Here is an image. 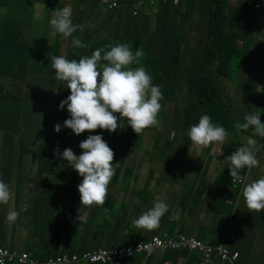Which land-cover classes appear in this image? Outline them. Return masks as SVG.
Returning <instances> with one entry per match:
<instances>
[{
	"label": "clouds",
	"instance_id": "1",
	"mask_svg": "<svg viewBox=\"0 0 264 264\" xmlns=\"http://www.w3.org/2000/svg\"><path fill=\"white\" fill-rule=\"evenodd\" d=\"M44 1L47 5L51 2V0ZM101 1L104 3L108 11L119 13L120 21L123 25L119 33L103 36L102 38L104 41L102 43L95 41L94 38L89 40V37L92 35V26L90 25V22L76 23L75 21H72L70 7L64 5L60 8H54L52 12V18L50 20V27L53 29L52 34L53 36L60 34L65 37L63 45L64 49L69 51L71 44L66 37H71L73 33H75V39L72 41L73 47L79 48L85 52L89 51V56L81 57L79 60L72 57V53L67 54L66 52H63L64 56L53 55L52 53L49 54L50 66L55 71V79L65 82L66 89L70 90V95L60 104L61 110L66 106L67 111L70 114V118L64 121V126L72 130L77 136H80L83 133H88L86 134V140L82 141L79 145L82 150L81 154H78L77 156V154L73 152L75 146L69 145L68 148L63 151L62 157L65 162H67L66 171L68 172L66 174L71 175L74 171L78 173V175H76L77 186L75 190L77 198L74 197V200L76 198V206L74 207V210H76L80 220L85 214L101 210L105 213L104 221L107 222L108 227H111L109 224L110 221L113 223L112 227L121 229V225L124 224V226L133 230H146L152 232L160 228L162 218L169 212L170 206L163 200L157 198L154 201V204L147 208L148 210L140 213L136 218H133L132 216L138 212V209L136 208L135 202L130 193L125 195V193L121 191L117 195H113V188L118 186V184H116L112 188L113 190L109 194L110 196L108 195L109 185L112 182L117 183L118 179H122V176L129 171L130 166L128 159L125 160L127 157L126 151L116 150L114 145L111 148L109 147L106 142V131L115 133L118 128L124 126V123L122 122L126 121L127 125L131 127L133 132L140 137L144 132L159 124L158 118L162 111L161 101L164 99L162 90L158 85L153 84V78L143 66L132 67L133 64H139L140 58L144 55L143 50L138 49L140 43L137 42V40L139 38L137 37L129 41L128 45L132 47V50L128 45L121 43L135 31L133 24L129 25L126 23L128 18L126 14L128 12H130L133 18H149L147 25L154 29L158 23L157 10L160 6L175 4L173 1L163 2L160 0H156L154 4L146 2L143 8L135 14V6L141 2V0ZM187 1L188 0H180L175 7L183 8ZM220 1L222 2L220 5H226V3H239L240 1L246 2V0ZM260 1L264 3V1ZM200 2L201 0L195 7V13L201 10ZM247 7L256 10L248 5ZM256 11L264 12V10ZM3 28L4 23L0 21V29L3 30ZM19 35L17 41L9 45L16 47L23 36L22 34ZM111 37L116 41L109 44V39ZM49 43L51 42L49 41ZM133 45L134 47H137L136 50L133 49ZM259 51L264 55L262 50ZM4 53H6L5 47L1 51L2 56L0 63H2ZM22 53V49L14 48L13 50H9L7 56H19ZM102 53L104 54L102 55ZM40 74L43 75L42 72H40ZM61 95L62 93L59 94V96ZM233 120L236 122L235 119ZM235 127L238 130L243 131H248L251 128L253 130V135L264 137V122H262L258 111L253 110L248 112V114L244 116V122L236 124ZM55 131L57 133L61 131L60 124L55 125ZM2 136L4 138V135L0 133V142ZM187 136L192 145L200 149L219 145L220 147H224L225 150L226 148L231 147L233 143L231 139L232 135H230L223 126L213 123L208 115H202L199 118V122L189 128ZM257 140L258 149L255 147V142L249 140L248 146L238 147V149L229 157L227 156L223 158L222 161H216L218 168L220 169L219 173H221L225 179H228L231 182V185L240 192L241 195H239V199H241L243 195L249 213L264 212V177L248 183L252 170L259 168L262 161H264V145L260 146V140ZM224 150L221 148L217 150L215 149L219 154L223 153ZM257 150L258 154L256 155ZM55 151L59 153V149H56ZM58 173H60V168ZM116 174L117 177H115ZM80 177H82V182H80ZM55 185L60 186L62 184L55 182L53 186ZM43 189L44 191L40 193L38 200L39 202H44L47 205H50L52 210L51 213H46L39 217H31L28 224L22 227V229H28V234L32 237H34L32 233L38 232L44 224H53L57 219L56 215H58L59 211L63 212L66 208V204L71 201V190L66 189L64 193H51L47 191V188L44 185ZM47 193H50V196H47ZM77 194H79V197ZM122 194L124 196L121 202L118 203L115 198ZM12 198L13 192L10 188V184H7L0 179V205H8ZM107 199L110 201V206L105 205ZM50 200L54 203L52 204ZM229 204H232V202ZM115 207L116 211L110 214ZM52 215L53 218H51ZM113 216L114 218H112ZM18 217L19 213L16 211H9L7 216H4L7 222H17L16 220ZM117 219L120 220L121 225H117ZM129 223L132 224V227H129ZM164 235L166 234L158 236L150 233L147 241H140L148 242L155 236L163 237ZM181 235L188 238H195L203 243L208 242L189 234L184 233ZM20 240L22 239L19 238L17 241ZM140 241H137V243ZM208 243L209 246L212 247L211 250L213 252L211 251L207 257L203 251L191 248L190 246L168 250L159 249L157 251H166L168 252V255L171 254V251H177L178 254H186L188 256H194L200 253L203 261H207L211 264H213L212 257L217 255L222 261L231 263L230 260H223L217 252L216 247H224L223 245L215 246L211 242ZM135 244L130 243L126 247L118 246L85 251L80 254L76 252H60L46 259L41 257L49 255H37L36 257H31L28 251L18 252L15 248L12 250L5 248L4 246H0V248H5L10 252L15 253L16 256L27 254L32 260L39 259L40 261L47 262L51 258L63 255H77L82 257L85 253L99 252L101 250L115 252ZM157 251L148 257L145 254L135 255L142 256L141 259H143V264H150L148 260L152 258ZM230 253L231 255L235 254L232 252ZM237 259L238 258L232 261L231 264ZM80 264L119 263L115 258L110 261L102 259L97 262L82 261Z\"/></svg>",
	"mask_w": 264,
	"mask_h": 264
},
{
	"label": "crops",
	"instance_id": "2",
	"mask_svg": "<svg viewBox=\"0 0 264 264\" xmlns=\"http://www.w3.org/2000/svg\"><path fill=\"white\" fill-rule=\"evenodd\" d=\"M22 1L24 2L21 3L18 0H5L4 5L1 7L2 9H0V21L4 23L7 18H13V30L27 37L29 36L26 32L29 30L24 29L17 24L10 9H17L24 6L26 9L31 10L32 22L35 12L32 6L37 7V10H39L40 13L48 9L53 11L54 8H60L64 5H66V7L71 6L72 11L76 16L74 21L76 23L90 22L91 26L93 12L99 13L100 7L105 8L107 13L110 12L106 9L101 0H51L49 5H47L44 0ZM199 1L200 0H194L196 3H199ZM163 7L164 6L161 8ZM161 8L157 10V17ZM175 12L179 13L177 10H175ZM118 16L120 19L119 14ZM228 16L236 17L237 13L230 11ZM244 17L247 19V31L249 30L251 35L253 30L251 22L254 18H256V20L258 19L257 22L262 24L261 37H263L264 12H257L256 10L251 9L248 15H241V18ZM116 25L117 30L115 34L121 31V21L116 22ZM243 27L244 26L241 28ZM99 32V29H95L92 26V35L100 36ZM91 36L89 37L90 40L93 39ZM238 45L246 48V45L244 44V36L238 41ZM260 45L261 49L259 50L264 52V41H261ZM64 52L71 54L68 50H65ZM44 57L45 55H42L40 69V72L43 73V77H40L41 80L36 89L43 96H48L50 91L53 92L54 95L59 96V94L62 93V89L56 87L57 79L53 76V69L50 66V60L43 62ZM27 63L29 64V67L36 66L31 61L30 63L27 61ZM226 93L231 95L227 90ZM258 93L259 92L255 93L251 98H253L256 103V107L261 108L264 103L260 102L259 99L262 95H258ZM230 98L232 99V95ZM234 119L236 120V117ZM258 139L260 140L259 145H264V137H259ZM3 141L4 138L2 136L0 143V179L5 183L10 184L13 198L8 205H0V227H4L0 228L2 234L0 236V246L12 250L15 248L18 252L35 251L38 255L54 256L60 252H74L76 251L74 248L78 249L77 251L86 248L90 249L93 246V243L89 240V236H94L95 233H98L97 235L100 237L97 239L100 241L99 243L101 247L111 248L121 246L122 242L120 241L118 233H120L127 242L135 243L144 240L143 238H148L150 233L161 236L167 233L176 235L191 232L192 234H189L191 236L211 242L215 246L223 245L232 253H239L238 259L233 264H264V212L249 213L243 195L241 199H239V195H241L240 192L231 185V182L228 179H225L222 174L219 173L220 169L218 168L216 161H222L223 158L227 157L232 150L231 147L226 148L221 154L215 150L213 151L216 160L215 168L211 171V175L216 181L211 185V189L213 190V185H216V187L218 186V188H215L212 192L209 190L208 193L204 195L195 192L192 186H185L188 182V178L184 175L185 171L182 170L173 171L171 169L166 176H142L129 179L125 177L117 180L118 186L116 188L118 191L120 189L119 185L124 190L127 188L126 183L130 181L129 189L132 187L130 195L135 204L139 203L142 206V209L138 210V212L132 216L133 218H136L140 213L148 210L147 208L152 206L157 198L163 200L170 206L169 212L162 218L161 226L158 230L152 232L146 230L138 231L128 228L127 226H124V224L121 226V229H113L115 227L111 228L105 226L98 230L97 228L94 229V227L97 225L99 215L105 216L103 211L96 210L83 215L87 217L92 216L93 220H88L84 217L80 220L76 210L73 209L70 212L71 224L69 226L65 225L62 220H60V218L63 217V212L59 211L58 215H56V221L53 222L50 234L55 243L53 241L43 243L39 240L38 236L32 237L28 234V229H26L27 233H24L25 229H22V227L28 224L31 217H39L43 214L51 213L52 208L50 205H47L44 202H39L38 200L40 193L44 191L42 186L44 185L47 188V191L51 193H64L66 189L73 190L70 188L71 184L69 183L74 181L73 184H76L77 177L75 175L74 180L72 181L70 175L66 174V178L60 180L56 175L53 179L56 183H61L62 185H50L46 182V174L49 173L51 169H45V167L42 168L37 160L34 162L31 160V155L23 153L24 145H28L29 143L21 142V139L17 137L15 143H10L11 160H9L5 158L3 150L8 143H4ZM29 147L31 150L38 151L37 146L33 147L32 145H29ZM56 147L57 145L47 148H51L55 151L57 149ZM73 152L75 153V150H73ZM27 164L28 172H30L29 175H26L24 171ZM35 167H39L38 171ZM58 172L59 170L55 173ZM261 177H264V161H262L259 168L252 170L250 180L254 181L255 178L259 179ZM220 179L227 180V184L223 185L222 182L219 181ZM250 180L248 183L252 182ZM147 189H149L148 192ZM114 191L115 190H113V192ZM117 194L118 193L116 192L115 195ZM77 195L79 197V194ZM75 197L77 198L76 195ZM76 198L74 200V207L76 206ZM117 202L119 203L121 200ZM230 202H232V204H229ZM54 208L56 209L55 206ZM9 211L18 212L20 221L7 222L4 216H7ZM114 211H116V207L113 208L110 214L114 213ZM112 218H114V216ZM221 223L222 228H214ZM78 225L86 232V235L81 238L76 236ZM12 226L18 227L17 233L11 232ZM129 227H132V224L129 223ZM241 228H247L248 231L242 233ZM199 234H203V238H200L198 236ZM19 238L22 240L17 241ZM212 263L231 264L222 261L217 255L212 257ZM133 264H142V262L140 263V260L134 259ZM150 264L211 263L203 261L200 253L194 256H188L186 254H178V252L168 255V252L166 251H157L153 255Z\"/></svg>",
	"mask_w": 264,
	"mask_h": 264
},
{
	"label": "rangeland",
	"instance_id": "3",
	"mask_svg": "<svg viewBox=\"0 0 264 264\" xmlns=\"http://www.w3.org/2000/svg\"><path fill=\"white\" fill-rule=\"evenodd\" d=\"M18 1L21 3L24 2L22 0ZM189 2L190 1H188L186 5L180 9L181 12L184 13L186 11V6ZM237 4L238 3H226L225 14L229 12L230 7H237ZM245 4L247 3L245 2ZM69 7L72 12V21H74L76 16L72 11V7ZM32 8L35 10L32 22L31 10L26 9L24 6L17 9H10L17 24L24 29L29 30L26 32L29 37L23 35L16 47H12L9 44L5 46L6 53H4L2 60V65H4V67L0 72V85L9 91L10 103L15 109V128L18 127V129L23 132V136L25 137L24 139L28 142L35 141V139L38 142V152L31 154V160L33 162L37 160L41 167H43L44 162H47L45 166L52 167V164H49L48 159H44L47 151V146L45 145L53 147L57 145L56 148H61V150L68 148L69 145H74L75 153L78 156V154L82 153L79 145L82 141L86 140V134L88 133H83L80 136H77L72 132V130L64 126V121L70 118L67 107L65 106L63 110L60 108L61 102L67 99V97L70 95V90L66 89L65 82L57 80L56 87L62 89L61 96H56L51 91L48 96H43L36 89L38 88V83L41 80L40 77H43V75L40 74L42 55H45L43 62L50 60V53L53 55L64 56V51L62 50H65L63 47L65 37L60 34L55 36L52 34L53 29L50 27V20L52 18L53 11L48 9L40 13V11L37 10V7L32 6ZM243 9V7L240 9L236 17L229 16L227 21L230 27L242 22L241 15L244 12ZM118 14V12L107 13L103 7L99 8V13L93 12L91 24L95 29L100 30V36L92 35L91 37L94 38L95 41L102 43L104 41L102 38L103 36L114 35L117 30L116 22L120 21ZM257 20L254 18L251 22L253 38L259 37L262 31V24L257 22ZM122 27L123 25L121 23L120 29ZM206 28L207 14L205 10H199L197 13L192 15L191 19H189L186 44L188 46V50L191 49L192 52L191 54L189 53L183 55L186 62H182V64L186 65L187 68H189L195 61L202 60V50L197 48L205 42ZM183 30L184 27L181 26V31ZM74 35L75 33H73L71 37H66L71 44L69 48V52L72 53L71 56L75 59L77 58L78 60L81 57L89 56V51L85 52L79 48L73 47L72 41L75 39ZM128 39L133 38L131 37ZM124 40H126V38ZM49 41L51 43H49ZM121 44L128 45V42L122 41ZM147 44L152 47L154 42H149ZM159 44H161V41ZM128 46L132 50V47L130 45ZM237 46L240 50V54L238 56H234V52H231L229 55V64L227 65L226 69L231 71V77L229 76V80H223V84L226 90L233 97V107H237L239 109L238 112L240 111L239 123H243L244 116L249 112L247 110L249 96L251 97L255 93L259 92L258 95H262L259 100L260 102L264 103V55L261 51L252 49L251 47H240L238 43ZM14 48L22 49L23 55L13 57L7 56L9 50H13ZM143 58H145V53L140 58L139 63ZM27 61H29V63L31 61L36 66L29 67ZM9 64L14 65V69H10L7 75L4 72L7 70V66ZM211 64L214 65L213 62H211ZM238 71H244L246 76L237 74ZM13 73L14 75L11 76ZM53 76H55L54 70ZM192 77V72H189L186 75L181 74L178 81L185 82L188 78ZM161 104L162 111L158 118L159 124L156 127L144 132L142 135H140V137H138L133 132L131 127L127 125V122H122L124 124L126 123L125 127L129 128L128 130L126 129L128 141L126 142L124 139L126 134H123L122 140L117 141L116 146H114L116 150L126 151L127 157L125 160L128 159L129 161V171L124 176H122V179L125 177L129 179L142 176H166L171 169L173 171L182 170L185 171V176L188 178V182L185 184V186H192L195 192L204 195L207 194L209 190L212 192L215 188L217 189L218 186L216 187V185H213V190L211 189V185L216 181L211 175V171L215 168L216 159V157L213 155V151L219 148L224 150V147L213 145L209 148L200 149L192 145L189 138L184 139V133L180 127L183 121L184 105H181L179 110L180 113L178 112V123L176 124V128H174V124L170 123L169 121L162 123V117L164 115L166 118L170 115L171 110H174L176 107L175 103L167 101L166 98H164L161 101ZM252 105L256 107V103L252 102ZM258 110L261 115H264V105L261 108H258ZM245 111L248 112L245 113ZM255 111H257V108ZM238 119L239 115L236 117L237 121ZM56 124L61 125V131L59 133L55 131ZM235 126L230 124L229 128L225 127L226 131L230 135L233 133L231 138L232 141L235 140V135L237 133L242 134L245 138L246 134H251V132H253L251 128L248 131H243L238 130ZM6 131H8V129H6ZM240 131H243V133H240ZM4 132L5 129H0L1 134ZM176 132L177 136L174 138ZM251 136H253V134H251ZM238 139L241 138L238 137ZM184 141L185 144H187L185 149L182 148ZM235 151L236 150L232 149L228 154V157ZM28 164L24 169L26 175L30 174V172H28ZM164 165L166 166L164 167ZM66 167L67 162H65V165H63L60 169V173H55L53 170H51L46 174V182L54 185L55 180L53 177L56 175L60 180L65 179ZM35 169L38 171L39 167H35ZM255 180H257V178H255ZM219 181H221L223 185H226L228 182L224 179H220ZM80 182H82V177H80ZM129 182L126 183L127 188L124 190L120 185L119 191L117 188H115L113 195H115L116 192L120 193V191L124 192L125 195L127 193H131L132 187L129 189ZM148 191L149 189H147V192ZM16 221H20L19 217ZM103 221L104 215H99L97 222L101 226L97 228L98 230L104 227ZM117 225H121L119 219H117ZM214 228H222V223L216 225ZM17 230V226L11 227V232L17 233ZM241 231L242 233H246L248 229L241 228ZM24 233H27L26 229L24 230ZM46 233L47 231L45 230L43 231V237L39 236V229L38 232L32 233V235L38 236L41 242L48 243ZM187 233L188 232L185 234ZM188 234L192 233L190 232ZM198 236L203 238V234H199Z\"/></svg>",
	"mask_w": 264,
	"mask_h": 264
},
{
	"label": "trees",
	"instance_id": "4",
	"mask_svg": "<svg viewBox=\"0 0 264 264\" xmlns=\"http://www.w3.org/2000/svg\"><path fill=\"white\" fill-rule=\"evenodd\" d=\"M28 1V0H26ZM190 1L186 6V11L180 12L181 7H175V5H161L164 6L158 12V23L157 26L152 29L147 25L149 18L142 19L141 17L133 18L130 12L127 15V22L129 25L133 24L135 31L132 35L126 38V41L129 44L131 39L128 38H139L137 42L140 43L138 49H142L143 53H145V58L141 59L139 64H133L132 67L143 66V68L151 75L153 78V84L158 85L163 93V97L166 98L167 101L174 102L175 108L171 110L170 115L168 117H164L162 123L169 121L174 124V128H176V124L178 123V114L181 105H184L183 110V121L181 124L182 131L184 133V139L189 138L187 136V132L189 128L199 122V118L202 115H208L212 119L213 123L223 126L224 128H229V125H236L240 120V111L238 112V108H234L233 105V97L230 98L231 95L226 93V88L223 84V80H229L230 72L228 71L227 65L229 64V55L231 52H234V56H238L240 54V50L238 49L237 43L244 36V44L246 47H251L252 49H261V41H264V36L253 38L249 30L247 31L246 21L247 19L242 18V22L237 23L235 26L230 27L228 25L229 13L232 11L233 13H237L243 7V14L248 15L251 11L250 8L247 7L244 1H240L237 4V7H230L229 12L225 14L226 9L225 5H220L222 3L220 0H201L200 8L201 10H205L207 14V28L205 32V42L199 46L197 49L202 50V60L195 61L192 65L187 68L186 65H183L182 62L185 61V54H191L192 50H188L187 46V33L189 27V19H191L192 15L195 13V7L197 5L194 0ZM187 1V2H188ZM264 1V0H262ZM5 0H0V9L4 5ZM182 6V5H181ZM177 10L179 13H176ZM14 20L13 18H7L4 21L3 30L0 29V59H1V51L2 49L8 45L13 44L19 38V33L13 30ZM181 26L184 27V30L181 31ZM244 26L243 28H241ZM253 33V32H252ZM19 35V36H18ZM132 39V40H133ZM113 37L109 39V44L114 43ZM161 41V44H159ZM154 42V45L151 47L147 43ZM107 43V41H106ZM18 44V43H17ZM108 45V44H107ZM161 45V46H159ZM133 49H137L134 47ZM110 50V49H106ZM23 54V53H22ZM20 54L19 56H22ZM104 53H102L103 55ZM72 55V54H71ZM200 58V59H201ZM214 63V65L211 64ZM106 63V62H103ZM4 65L0 63V72L3 70ZM10 69H14V65L9 64L7 66V70L4 72L8 75V71ZM192 72L193 77L188 78L185 82L178 81L180 75H186L187 73ZM239 75L246 76L244 71H238ZM14 75L11 74V76ZM231 77V76H230ZM246 79V77H245ZM183 96V97H182ZM259 97V96H258ZM254 102L253 98L249 96V102L247 103V110L255 111L257 107L252 105ZM9 91L8 89L2 87L0 85V129H5L4 134V143H8L4 147L5 158L11 160L10 152L11 145L10 143H15L17 137L21 139V142L29 143L32 146H37L38 142L35 141L28 142L25 140L23 136V132H21L18 127L15 128L14 124V116L15 109L12 104L9 102ZM248 111H245L247 113ZM258 111V108H257ZM179 112V113H178ZM260 114V113H259ZM239 115L238 121L233 120L235 117ZM261 120L264 122V115H261ZM126 122V121H125ZM126 124V123H125ZM118 128L115 133H110L106 131V142L111 148L113 145L116 146L117 141L122 140V135L126 134L129 128L125 127ZM8 129V131H6ZM127 129V130H126ZM243 133V131H240ZM253 134V132H251ZM251 134H246L245 138L242 134H236L235 140L233 141L231 148L237 150L238 147L248 146L249 140L255 142V147L257 146V138L260 136H251ZM177 132L175 133L174 138H176ZM241 138V139H238ZM126 142L128 141V134L125 135ZM28 145H24V154L31 155L33 153H37L36 150H31ZM45 145V144H44ZM50 147L48 145H45ZM187 147L185 141L183 143V149ZM46 155L44 159H48L49 164H52V167L45 166L47 162H44L43 167L45 169L50 168L53 171L61 169L63 165H65V160L62 157V153L65 149H59V153L53 151L51 148H46ZM122 151V150H119ZM184 154V153H183ZM258 154V150L256 151V155ZM1 160V159H0ZM42 167V168H43ZM68 171H66L67 173ZM74 175H78L76 171H74L70 175V179L74 180ZM185 175V173H184ZM117 177V174L115 175ZM74 182V181H73ZM71 184V201L66 204V208L63 211V217L60 218L62 222L69 226L70 223V212L74 209V197L76 195L75 187L76 184ZM117 183L112 182L109 185L108 195L111 193L112 188ZM47 196H50V193H47ZM110 196V195H109ZM122 195H118L116 201H120L123 198ZM109 198V197H108ZM53 204L54 202L50 200ZM106 206H110V201H106ZM138 210L142 209L141 204H135ZM88 220H93L92 216L87 217L83 216ZM53 218V215L52 217ZM55 218V217H54ZM104 227H107V222L103 221ZM109 224L111 227L113 226L110 221ZM101 225L97 222V225L94 227L98 228ZM53 224L46 223L40 228L39 236L43 237V231H47V239L48 241L54 240L51 238V230ZM113 229H116L113 228ZM77 237L81 238L86 235V232L82 229L81 226H77ZM98 233H95L94 236H89V240L92 241L93 246L88 249H82L77 251L78 249L74 248V252L82 253L85 251H93L103 249L100 245V241L97 238H100ZM0 229V236H1ZM120 237L121 246L126 247L130 243L126 241L122 237L120 233H118ZM144 241H147L148 238H143ZM55 243V242H54ZM96 243V244H95ZM137 243V242H135ZM134 243V244H135ZM177 251H171V253H176ZM31 257H36L38 254L35 251H28ZM41 256V255H39ZM51 256L41 257L46 259ZM141 255H135L130 258V264H133L134 259L140 260V263L143 259H141ZM152 258L148 260L150 263ZM143 264V262H142Z\"/></svg>",
	"mask_w": 264,
	"mask_h": 264
},
{
	"label": "built area",
	"instance_id": "5",
	"mask_svg": "<svg viewBox=\"0 0 264 264\" xmlns=\"http://www.w3.org/2000/svg\"><path fill=\"white\" fill-rule=\"evenodd\" d=\"M156 0H141L135 6V14L141 10L146 2L150 4H154ZM163 2L173 1L175 5H177L180 0H160ZM235 1V0H231ZM247 5L252 7L256 10H264V3L260 0H246ZM190 246L194 249H199L203 251L205 256L207 257L211 253V248L209 243H203L201 241L196 240L195 238H188L181 234L176 235H164L163 237L155 236L148 242L140 241L135 245H131L125 249H121L115 252H110L106 250H101L99 252H88L85 253L82 257L77 255L68 256L63 255L55 258L49 259L47 262L37 260H32L27 254H22L20 256H16L15 253L10 252L5 248H0V264H80L82 261H90V262H97L98 260H114L117 259L119 264H130L129 260L135 254H145L147 257L153 254L155 251L162 249H178L179 247ZM219 256L223 260H230L234 261L238 258L239 254L235 253L231 255L230 251L226 248L219 246L216 247ZM213 252V251H212Z\"/></svg>",
	"mask_w": 264,
	"mask_h": 264
}]
</instances>
